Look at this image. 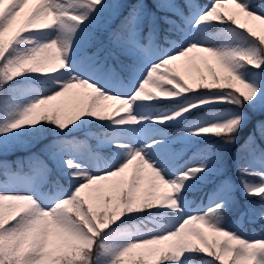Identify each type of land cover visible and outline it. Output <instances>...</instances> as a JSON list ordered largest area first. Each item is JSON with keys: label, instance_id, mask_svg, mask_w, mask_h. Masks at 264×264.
Masks as SVG:
<instances>
[{"label": "snow or ice", "instance_id": "1", "mask_svg": "<svg viewBox=\"0 0 264 264\" xmlns=\"http://www.w3.org/2000/svg\"><path fill=\"white\" fill-rule=\"evenodd\" d=\"M0 177V264H264V0H0Z\"/></svg>", "mask_w": 264, "mask_h": 264}, {"label": "trees", "instance_id": "2", "mask_svg": "<svg viewBox=\"0 0 264 264\" xmlns=\"http://www.w3.org/2000/svg\"><path fill=\"white\" fill-rule=\"evenodd\" d=\"M251 126H252V125L248 126V128H245V130H244L245 132H244V133H241V140H243L244 136H246L247 133L250 131ZM91 130H92V131H97V129H96V127H95L94 125L91 126ZM93 142H94V141H93ZM17 154H18V155H24L25 153H23V152H19V153H17ZM8 159H14V157H13V156H9ZM198 193H199V192H198ZM198 193H195V194L192 195L191 197H195V196H197ZM241 199H243V198L241 197ZM255 202L258 203V200L255 201ZM230 215H232V216H230V217H233V216L238 215V213H237V212H233V213H231ZM245 221H246L245 223L247 224V227H248L249 230H250V229H253V230H256L257 232L260 230L261 225H260L259 223H256V224H250V223H248L247 220H245ZM249 230H247V233H249Z\"/></svg>", "mask_w": 264, "mask_h": 264}, {"label": "rangeland", "instance_id": "3", "mask_svg": "<svg viewBox=\"0 0 264 264\" xmlns=\"http://www.w3.org/2000/svg\"><path fill=\"white\" fill-rule=\"evenodd\" d=\"M0 179H2V177H0ZM189 198L192 199L191 197H189ZM200 198H205V199H206V197H205V192L202 193V194L200 195V197H196V198H193V199L196 200L197 202H199V199H200ZM230 222H231V223H241V224L243 225V229H244V231L246 232V230H245V228H244V226H246V225L244 224V220H242V219L240 218L239 215L234 216V218H230Z\"/></svg>", "mask_w": 264, "mask_h": 264}]
</instances>
